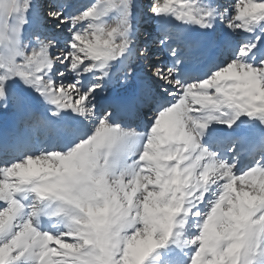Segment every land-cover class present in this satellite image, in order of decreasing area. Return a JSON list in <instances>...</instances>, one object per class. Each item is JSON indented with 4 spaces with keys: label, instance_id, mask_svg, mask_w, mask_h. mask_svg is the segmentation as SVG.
Segmentation results:
<instances>
[{
    "label": "rangeland",
    "instance_id": "obj_1",
    "mask_svg": "<svg viewBox=\"0 0 264 264\" xmlns=\"http://www.w3.org/2000/svg\"><path fill=\"white\" fill-rule=\"evenodd\" d=\"M97 1H94L93 6L97 4ZM132 1L133 0H104L102 4L106 10V14L108 15L111 13L112 16H110V19L102 26L97 25L95 20V18L102 13L101 11H97L96 5L94 7L92 6L93 8L63 7L62 9H58L61 12L65 10H68L70 13L74 12L70 17L73 18L75 24L77 21L78 23L90 21L97 25L98 29L94 31L89 29L87 31L88 36H84L83 33L86 29L84 27L79 29L78 26L72 27V31L69 34L68 23L63 25L58 22L57 15H59V13H57V11L55 12L54 7L52 9L49 8L51 16H54V19L57 21L53 24L49 22L47 25H43L42 23L40 24V21H36V18H33L31 21L26 19L28 11L32 9L36 10L39 17L42 16L45 11L44 3L48 2L47 0H0V48L1 46L3 47V52L0 53V95L1 89H3L5 84L6 86L4 88L11 87L10 83L3 80V77L5 78L6 76L12 80L13 83H16L15 87L19 90L14 89L19 93L18 96H27L29 100H32V103L35 102L40 104L41 100L39 95L41 94L44 96L46 92L53 90L51 86L53 81L51 78L54 75L64 72L68 76L70 75V83L76 86L78 77L75 75L79 74V72H74L73 68L80 64L81 61H84L82 63L86 67L88 64H91L93 59L92 54L95 55V51L102 50V47H104L109 50L104 52H111L113 55L114 53L117 54L119 50H121L122 53L125 52V46L130 44L133 38L132 35H127V28H129L131 24V21H129V19H131L130 15L136 8H140L147 4V2L145 3L147 0H134L136 1L135 3ZM226 1L229 0H218L219 3L215 4L214 2H203L200 0H161L156 6L151 4L146 9H143L140 13V19L143 17L147 19V14L150 13V10H154V13L158 16L167 12L169 8L178 12L180 11L179 5L183 4L184 9L181 11H185L188 16H193L194 14L195 18L203 21H207L210 14L211 18H217L215 28L220 29L217 30L218 32L224 30V34L228 33L232 41L239 39L238 35L240 34H238L236 28L241 24L248 23L252 25L254 20H264V0H230V5H227L228 3ZM71 4L69 3L68 5ZM48 6L50 7L53 5L49 4ZM219 6L223 8L219 9ZM110 7H113V11H110ZM211 7H217L220 10L217 17L212 13L214 10L211 9ZM144 14L146 15L144 16ZM45 15L46 14H43V16ZM151 22H153V20ZM140 23L141 25H146L144 20H141ZM84 24L85 23H83V26ZM27 25H31L34 29H37L27 30ZM152 26L151 23V27L149 28L150 31H146L143 37L150 36L149 38H151L153 35L158 37L160 31L154 33ZM42 30L46 33L37 32ZM143 32L144 29L140 27L133 34H138L140 36ZM171 32L170 30L169 33L168 31L165 33L171 35ZM65 37L69 39L66 40L64 39ZM93 37L100 38V41L96 42L97 45L94 44ZM163 37L164 36H161L158 39L160 43L163 41ZM167 40L168 43H170L171 39ZM63 42L70 43V45L67 44L66 46ZM150 44L151 47H146V45H148L147 42L141 46L138 45L137 52L139 55L132 58L131 64H135L142 60L146 69L145 75L149 78L150 82L153 84L155 83V85L157 82L160 83L163 80H168L171 84L174 83V79L171 77L165 79V71L162 69L157 70L159 65L157 63L155 65L151 61L156 55L151 53L154 49L152 46L156 44V39ZM242 47L245 46H241L240 48ZM84 48L88 50H84L80 53V50ZM239 53L243 52L239 49L237 54ZM149 62L150 65H148ZM235 62L236 65H232L231 67H227L228 62L225 63L222 68L219 69V72L213 73L212 78L210 77L211 79L209 78L210 80L208 79L203 84L206 87L213 86L215 84V77L219 74L235 78L234 80L222 81L224 85L223 88L226 86L231 87V91L227 95L235 97L239 101L238 103L241 104L243 111L248 110L252 113L257 109L264 111V76L259 73L260 70L264 73V60L260 62L261 65L258 67H249L246 64L240 63L238 59H236ZM61 65H63V67L65 66L63 68L64 70L60 67ZM161 72H163L162 75H160ZM163 76L164 79H161ZM162 86L166 87L165 85ZM226 88L223 90L225 91ZM88 90L89 87H87L84 92L81 90V97H73L68 103L65 101V98H62V101L66 103L67 106L70 102L73 104L76 101L77 103L75 102L74 109L85 114L87 118H89V115L97 116L91 109V106L94 104H91L90 97L87 96L89 93ZM16 106H19V104ZM57 106H60V103ZM12 112L13 109L10 107L1 110L0 119ZM164 113H166V111ZM92 119L93 118H91V120ZM96 120L98 121L97 123L95 122L96 127L94 128L93 125L92 128L90 127L93 130L89 132L84 143H79L71 153L65 155L53 154L51 156L41 157V160L39 158L36 161V169L33 168V166H19V162L17 165L11 166L10 170L9 168L4 170L3 174L6 176H13L16 181V187L19 188L24 181L23 179L28 174L37 172L38 169H45L47 173H40L43 174V178L48 179L44 186L38 187L39 189L34 191L35 194H41L42 192L44 195L54 194L60 197L58 196V192L62 191L66 197H69L68 193L70 194L71 192L72 198L67 200L73 201L74 204H69L77 207L76 210L79 218L76 217L77 223H74L73 228H70L71 232H63L62 235L64 236H59V234L52 237L35 233L28 223L25 224L26 228L20 226L15 227L17 224H15V226H10V220L13 219L14 221L16 219V214L14 211L5 214L8 209H0V264H34V260H40V264H51L53 260L54 262H59L58 264H164L167 250L173 248L178 251L177 254L175 253V259H180L183 256L185 257V253L187 254L189 258L184 264H264V254L262 253L264 250V238L261 235V232L264 231L262 226L264 219L261 216L257 219L255 216L258 209L257 205L259 206L261 203L264 204V181L258 180L255 183L256 185L238 184L240 187L238 197L256 205L250 213L245 214L243 210L239 209H237L238 211L230 210L228 214H231L232 218H237V220L228 224L219 222L216 231L213 230L215 232H211L205 225L199 227L198 230L197 227L202 225L201 218L205 215L206 218L212 214L211 211L207 210L203 217H193V223L187 228V231L180 233L181 227L178 225H180L181 222L179 219L175 218V212L169 209L167 204L155 202L151 195L146 197L143 196L141 194L143 191H139L140 187L137 189L136 186H129V184H123L122 186L115 185L113 183V177L111 178L112 175L108 173V168L103 169L100 175L93 174V171L99 169L102 163L89 162H104L101 160L98 161V159L95 158L99 156L98 151L103 148L107 141L110 147V142L114 140V143H112L113 145H111L112 149L115 148L119 139L122 142L125 141V143H123L124 147L118 152L120 153L119 155L127 154L130 150L132 153L138 150V144L135 141L130 143V139L125 140V136L128 138H130V136L122 134L118 130L117 135L122 134L120 137L113 136L115 139L109 138L110 140H103V136H101L99 132L106 129V125L102 127L101 122L103 119H98L97 117ZM164 125L166 126L167 124L161 122L160 125H157V130H159V128H166ZM186 127H188L186 129L190 130L188 121L186 122ZM105 133L109 134L106 131L102 134L104 135ZM115 134L114 132V135ZM100 136L102 138L101 140H103L102 144L99 142ZM168 137H173V135L169 133ZM168 137L165 142H168ZM176 138L179 139V141H183L179 136ZM187 138H190V133L187 135ZM155 141L159 142L156 136L153 137L152 143L155 144ZM90 143H95L92 153L87 157H77L79 153L90 148ZM129 144L133 146L135 151L129 147ZM149 146L150 142L147 146L148 149ZM157 153L158 152H151L150 154L147 152V154H145V152H143V157L148 159L146 162H151L149 169L152 168L154 170L160 167L158 163V167L154 166V163H156L159 158ZM207 154L208 153H205L206 157ZM22 162H24V160ZM179 162L180 161H178L177 164ZM194 165L199 167V158L195 159L193 166ZM193 166L188 170L189 173L185 175L188 181L192 176L191 170ZM204 167L207 171L214 170L219 172L220 178L223 179L222 170L214 166L210 167L209 164H205ZM225 168H227L226 165ZM199 170L200 169L195 171V176L199 177L200 173L203 174L202 172L196 174ZM214 171L210 172H213L214 175ZM169 172L170 171L167 170L162 176L163 181H167L169 178L173 177V174L168 175ZM217 172H215L216 175L214 178L218 177ZM206 175L209 177L213 176L209 172L206 173ZM139 176L141 180H144V176ZM147 178H153V176L150 175ZM124 179L127 181V177H124ZM4 180L5 179H2L1 182H5ZM217 183H219V181ZM226 183V180L221 183L220 191L221 186ZM105 184L109 186H105ZM189 184L199 186V180L195 178ZM14 185L15 184H12L11 186ZM78 186H81V188ZM42 188H44V191L41 190ZM76 188H78V190ZM73 191H77L78 193H73ZM1 193H3L2 184H0V200L7 196V194L1 195ZM163 194H165V192L161 191L157 196H163ZM223 194H226L228 199L232 197L230 192H224ZM215 196L217 197L218 194H215ZM101 198L104 199V202H101L102 204L100 203V200H102ZM175 198L177 199V197ZM169 199L175 201L173 197ZM177 201L178 207L180 208V202L182 201L179 199ZM183 206L184 204H182V207ZM141 209L148 211L151 215L149 214V216L146 217L143 215L144 210ZM219 212L220 216H222L221 221H224L226 213L223 210H218V213ZM81 214H83L82 218H80ZM2 216L5 217V220H2ZM194 219L199 220L198 223H195ZM143 222L144 225L142 224ZM173 223L176 224V227H173ZM171 224L172 227L170 226ZM182 234L186 236L181 238ZM47 238L52 248L46 245L45 239ZM165 238L167 240H165ZM181 244L189 245L192 249L187 251L183 246L181 247ZM162 246H164L163 249L157 250L158 247ZM86 247H89V249H85ZM152 248L154 249L153 252H148ZM179 254L183 255L181 256ZM156 258L160 261H154Z\"/></svg>",
    "mask_w": 264,
    "mask_h": 264
},
{
    "label": "bare ground",
    "instance_id": "obj_2",
    "mask_svg": "<svg viewBox=\"0 0 264 264\" xmlns=\"http://www.w3.org/2000/svg\"><path fill=\"white\" fill-rule=\"evenodd\" d=\"M47 1L48 2L44 3V5L46 7L44 6L45 11L43 12V14H46L45 16H43V14H42V16L39 17V15H37L36 10L32 9L31 11L27 10L28 13H27L26 19L31 21L33 18H36V21H38V22L40 21V24L42 23L43 25H47L49 22L51 24H53L54 22H57L54 19V16H51V12L49 11V8L52 9L54 6L49 7L48 5L52 4V3H50L51 0H47ZM136 1L133 0L132 2L135 3ZM146 2H147V4L145 6H142L140 8H136L132 12V14L130 15L131 19H129V21H131L130 22L131 24H130L129 28H127V35H129V36L132 35L133 38H132V42H130V44H127L128 46L127 45L125 46V49H124L125 52L122 53V51L119 50V52L117 54L114 53V55H113V53H111V52L110 53L104 52V51H109L107 48H104V47H102V50L100 49L99 51H95L96 52V53H94L95 55L92 54L93 59H92L91 64H89L87 66V68H85L83 70V72H81V74H79L77 76L78 81L76 82L77 83L76 86L78 89L76 88L75 85H72L73 83L72 84L70 83V80H71L69 78L70 75L68 76L66 73H64L62 71H61L62 73H59L58 75H54L51 78L53 81L51 84L53 90L50 92H46L45 95L43 93L44 96H42L40 94L39 96H40L41 103L40 104L35 103V105L38 106L37 110H41L43 113H47V111L51 112L52 110L55 111L57 108L58 109L60 108V109H62V111L67 112L70 115V118H72V120L74 122L80 121L81 124H84V125L87 123L85 125V130H90V131L93 130V129H91L92 127L90 128V124L93 121L92 124H94L93 126L96 127V123L98 122L96 120L97 116L89 115V118H87L85 116V114H83L80 111H76V109H74L75 104L77 103L75 100L74 101L76 103L74 102L73 104H71V102H70V104L67 106V104L62 101V98H65V101H67V103H68L69 101H71V99L73 97H79V96L81 97V92H80L81 91V85H82L81 84V82H82L81 78L84 77L83 80H85L87 77H91V82H93V84H90V89L88 90L89 93L87 92L88 93L87 96L90 97L91 104H94L93 106H91L92 107L91 109L96 114L95 110H96V107L98 106V102L100 100V98L97 97V95H96L97 94L96 90H97V87H98L100 80H101V78H100V73H102L101 68H104L106 65L111 64V61L113 59H114V63H113V65L109 66V69L113 66H116L119 62L124 64L125 59H122L120 61L117 59H119L121 56H124L123 58L127 57V61L125 62L126 68H125L124 72H125L126 77H127L126 79L130 82V84L125 80H124L123 85L122 84L120 85V83H117V84L113 83L112 85H110L106 89V91L102 95L103 96L110 95L113 91L116 92L117 88H118L117 91H119V92H123L125 94H130L129 91H131L134 88L135 83H140L144 87L143 96L140 98V103L142 101H145V103H147V104L150 103V99L152 100V98H150L149 94H150V91L153 90L154 88H156L155 93L158 92L157 93L158 96H160L161 98H165L169 102L168 104H170L172 101L174 102L173 105L169 106L165 110L166 113H164L165 111L163 112V114H158V113L156 114V113L150 112L151 114L149 113V115L145 116V119L147 120L148 129L150 128L149 130L152 132V136L146 141V147L148 146V143L150 142L149 149L151 150V152H158L157 156H159V158L157 159V162L154 163V166L158 167V164H159L160 167L158 169L155 168L154 170L152 168L149 169V167L151 166V162H147L145 165L149 166L148 172L150 173V175L153 176V178H147L150 176L149 175V176H144V180H141L139 175L142 176V173H140V171H139V168H138L139 166L136 165V163L138 161L137 160L130 161L129 157L134 156L135 154H137V152H138V155H140L142 153V151H135L134 153H132L130 150L127 152V154L125 153L123 155H119L120 153H118V152H120V150L124 147L123 143H125V141L122 142L119 139V142L117 143V145H115V148H114L115 151L112 154V158H113L112 162H110L108 164L106 162L102 163V165L99 167V169H96L95 171H93V174L100 175V174H102L103 169L108 168V173H110L112 175L111 178L113 177L112 179H114L113 183L115 185L122 186L123 184H127V185L129 184V186H136L137 189L140 187L139 191H143L141 193L143 196L146 197V196L151 195L154 198L155 202H158L160 204H167L168 208L171 209L173 212H175V218L176 219H178L181 216V225H178L179 227H181V232L187 231V228L193 223V217H199V216L204 215L205 210L208 207L210 208L214 205L213 208L211 210H209L212 212V214L205 218V220H206L205 226L207 228H209V230L211 232H215L217 224L219 222H221V223L224 222V223L228 224L234 220H237V218L236 219L232 218V215L228 214V212L230 210L231 211H235L237 209L243 210L245 214L250 213L252 211V209L256 205L254 203L247 202L243 198L238 197V195L240 193V187L238 186V184L241 183L243 185H247V184L256 185L255 183L259 180V178L258 177H247V178L243 179V178L237 177L232 182H228L227 181V177H228L227 173L229 171V168H225V165L223 163L218 162L215 159V154H212L210 152H206L204 149L201 148L202 146H200V144H199V137L197 136V133L195 131H193L192 129H190V130L186 129V128H188V127H186V122L189 120V118H191L187 114L186 110H187V108H192L193 111L194 110H200L201 108H203V106H208L209 103L216 102L218 104L225 106V109L228 110L227 115L231 119L232 124H235L236 121H240L242 119L244 120L247 117V115L249 114L248 113L249 111H243L241 104L238 103L239 101L235 97H233L232 95H230V96L227 95L230 93L231 87L227 86L226 90L224 91L223 88L219 86L220 82H222L224 80H226V81L234 80L235 78H230L229 76H226L224 74H219L215 77V84L213 86L206 87L203 83L205 81H207L208 79H205L202 83H200L198 85H191V86L183 87V86L179 85L177 83V80L175 79L176 77H175V72H174L173 66H170L168 68V67H164L163 65L159 64V62H163L166 59H167V63H168L169 57L174 55V52H172L168 55L167 50L169 49L170 45L177 44L175 39H174V41L171 40L170 43H168V40L166 41L167 42L166 44H163L162 41L160 43L158 39L161 36H164L163 34H161L159 32L161 29H164V28L167 29V27H169V29L172 31L171 32L172 34H174L175 36L180 35L181 37H183V39H186L188 33L191 32V28H193V27H191V25H193L195 28H198L201 31L210 32V28L215 29L216 19H212L211 14H210V16H208L207 21L198 20L197 18L194 17V14H193V16L192 15L188 16V14L185 11H181L184 9L183 4L179 5L180 11H178V12L175 10H171L172 8H169V9H167L168 10L167 12H165L161 16H158L154 13V10L153 11L150 10V13L147 14L148 15L147 19H144L146 17H143L142 19H140V13L143 9H146L151 4H154V6H156L157 4H159L161 2V0H147V1H145V3ZM56 8H55V12L57 11V13H59V15L56 14L58 22L62 23L63 25L68 23L69 34L72 31V27H75V26H78L79 29L81 27H84L86 29L85 32L83 33L84 36L85 35L88 36L87 31L89 29H92V31L98 29L90 21H87V22L84 21L82 23H78V21H77V23L75 24L73 18L70 17L71 15H69L68 17H65V14H67V13H65L66 11L61 12L58 10L59 8H57V10H56ZM155 8H152V9H155ZM211 9H214V8L212 7ZM101 12L102 13H100L97 17L101 16L100 19H102V21H104L105 18L102 16L104 14L103 10ZM86 13H88V12H86ZM212 13H215V12H212ZM145 15L146 14H144V16ZM87 16H90V15H87ZM170 16H172V18H170ZM149 17H150V19H149ZM216 17H217V15H216ZM181 19H186L191 24L188 25L185 21L179 22V20H181ZM141 20L142 21L144 20L146 22V25H141V23H140ZM152 20H153V22H151ZM193 22H194V24H193ZM83 23H85L84 26H83ZM151 23L153 25L152 26L153 32L154 33L156 31L159 32L158 37H156L154 35L153 36L151 35L152 36L151 38H149L150 36L148 37L147 35H146L147 37H143L145 32L148 31L149 28L151 27ZM252 25L248 24V23H244V24H241L238 28H236L238 31V34H240V35H238V37L242 39V37L245 35V33L247 31L251 30ZM140 27H142V29H144V32L140 36L138 34L134 35L133 33L136 32L137 29ZM169 32L170 31H168V33ZM64 39L67 40L69 38L65 37ZM155 39H156V44L152 46V48H154V49L151 53L156 54V55H155V57H153V59L151 61L155 65H156V63L159 65V68H157V70L162 69L165 71V75H166L165 79H168L169 77L174 79L173 80L174 83H172V84L168 80H163L160 83L157 82L156 85H155V83L154 84L151 83L149 78L145 75L146 69H145V65H143L144 63L142 60L140 62L135 63V64H131L132 58L136 55H139L137 52L138 45L141 46L145 42H147L148 45H146V47H151L150 43L152 41H154ZM93 40H94V44L97 45L96 42H99L100 38H98V37L94 38L93 37ZM217 40L221 45H224L226 42L231 43V41H232L230 39V36L228 33L224 34L222 37H217ZM63 43H65V42H63ZM67 44L70 45V43H65L66 46H67ZM232 44H233V42H232ZM216 45H218V44H216ZM156 46H157V49H156ZM55 47H56V45H55ZM84 50H88V49L84 48L83 50H80V53H82V51H84ZM83 53H85V52H83ZM43 54H45V53H43ZM89 54H86V55H89ZM62 56H65V55H62ZM243 56H244L243 53H239V54L236 53V55L233 59H230L227 61L228 62L227 67H231L232 65H236L235 60L236 59L240 60V58ZM229 57H232V56H229ZM98 59L100 60V63L98 64L97 67H94V65H93L94 61L98 60ZM133 61H134V59H133ZM82 62H84V61H81L80 64H82ZM148 65H150V62L148 63ZM259 65H261V64H259ZM80 66H82V65H79V67ZM60 67L63 69L65 66L63 67V65H61ZM219 69L220 68H218L216 70V72H219ZM67 72H68V70H67ZM162 73L163 72H161L160 75H162ZM170 73H171V76H170ZM259 73H261L264 76V73H262V70H260ZM162 78L164 79V76L161 77V79ZM161 84L165 85L166 87H163ZM145 88H148L149 91H146ZM209 90H211V92L208 94L207 91H209ZM130 96H132V92H131ZM178 98H179V100H178ZM200 102H203L204 105L200 106ZM59 103H60V106H57ZM232 103H235L236 107L239 108L240 112H238L236 109L237 115L230 108H227V107L231 106ZM53 106H57V107H53ZM172 106H175V107H172ZM182 106H185L184 110H181ZM24 111H26V108L20 109V110L16 111L14 114L17 113L16 115L19 116L20 113H22ZM18 112H20V113H18ZM256 112L261 113L264 111L257 110ZM243 116H246V117H243ZM253 116H255V115H253ZM91 118H93V119L91 120ZM208 120H212V118L205 116L204 122H206ZM161 122H165L167 124L166 126L164 125L166 128H159V130H157V125H160ZM105 123H106V121L101 122L102 127L105 126ZM263 123H264V120H263ZM151 126H152V128H151ZM212 126L213 125H210L208 127L210 128ZM198 127H199L198 131H200L201 129L205 128V125H204V123H199ZM165 130H167V135L164 134L163 136H160V133L164 132ZM104 131H112V133L109 135L110 137H113V136L114 137H116V136L120 137L122 134H126V135L130 136V138L125 136V138H126L125 140L130 139V143L134 142L132 140V131H130L129 133L125 132V133L117 135V129L116 128H113V130L112 129L110 130V128L106 127V129L100 131L99 133L102 135V133ZM169 131H172V132H169ZM114 132L116 133L115 135H114ZM188 132L190 133V138H187V135L189 134ZM169 133L172 134L173 137H168ZM22 134H24V133H22ZM22 134H19V135L14 134V136L16 139H18ZM175 134H177V135H175ZM78 135L79 134L75 133L73 135V137H76ZM109 136H107V137H109ZM154 136H156V138L159 140V142L155 141V144H157V145H154V148H153L154 143H152V139ZM178 136L181 137V139L183 141H185V143H186L185 149L184 150L181 149V151H180L181 154L178 156V159H180L181 163L185 164V167L180 168V170H178L177 167L175 169L173 167L171 169V171L176 170L174 175L176 177H179V179L173 177L171 181L163 182L162 175L164 174L165 170L167 169L166 163H167V161H170L173 158L172 159L169 158V159L165 160L166 163L163 164L162 160H164V158L161 157L162 153L157 149H159L160 146H165L167 144L165 142L167 137L170 140V145L175 146V145L179 144L178 139L176 138ZM183 141H180V142H183ZM111 145H113V144H111ZM187 151L190 152L189 156H185V153ZM205 153H208L207 157H206ZM145 154H147V152H145ZM166 154L170 155L169 153H166ZM38 155L31 156L29 158H25L24 162L21 161L22 163L20 162V164H18L19 162H17L14 165L18 164L19 166H33V168L36 169L37 168V167H35L36 161L39 158L41 160L42 159L41 157H43V156H41V154H38ZM196 158H199V167H197V165L193 166ZM141 159L145 160V162L148 160L145 157H143ZM155 161H156V157H155ZM205 164H209L210 167L214 166L215 168L222 170L223 171V173H222L223 179L220 178L219 172L214 171V170L207 171V169H205V167H204ZM14 165H12V166H14ZM200 165H201V167H200ZM192 166L194 169L192 168V170H191L192 176H191L190 180L188 181L185 178V175L187 173H189L188 170ZM198 169H200L199 172L203 173L200 175V177H201L200 180L206 186L208 191H203L200 184H199V186L189 184L192 182V178L195 174V171ZM44 170L45 169H38L37 172H34V173L32 172V173L28 174L23 179L24 181L21 184L27 183L29 177H39V176H41V173H44V174L47 173V171L46 170L44 171ZM142 170H144V169H142ZM210 171H214V175H213V172H210ZM180 172H181V174H180ZM208 172L211 173L213 176L212 175H211L212 177L207 176L206 173H208ZM215 172L218 173V177H216V178H214V176L216 175ZM4 177L6 180L4 182V184H6V187H9L11 189V185L15 184V187L13 189H16V190L18 189L16 187V181H15V178L13 176H9V175L6 176L3 174V178ZM12 177H13V179H12ZM124 177H127V181L124 179ZM173 180H176V181L172 182ZM221 180H222V182L225 180L227 181V183L225 185L221 186V191L224 190L225 188H227V189H225V191L229 190L231 192V194L233 195L232 199L227 200V197L225 195H223L222 193H220L221 192L220 191V185L222 183ZM43 181H44L43 178L37 180L36 185L33 187L32 191H34L38 185L43 184L44 183ZM177 181L181 183V189L177 187V185H178ZM218 181H219V183H217ZM213 183H215V184H213ZM115 185H113V186H115ZM105 186H109V185L105 184ZM157 186H158V188H157ZM79 188H81V186ZM171 188H174L173 192L171 191ZM76 189L78 190V188H76ZM183 190H185L187 195H189L190 197L198 192V193L202 194V198L195 206L188 207L187 209H182V210H181V207L177 209L176 201H172L169 198L177 197L176 196L177 192H181V197H182L183 196ZM161 191L165 192V194H163V196H157L159 194V192H161ZM215 192H217L216 194H218L217 197L214 194ZM3 194L8 195V190L4 187V185H3ZM60 194L66 199L72 198L71 192H70V194L68 193L69 197H66L64 192H62V191H60ZM112 194H113V192H112ZM170 194H172V196ZM46 196H49V195H41L40 198H43ZM59 199H62V198H58V200ZM101 199H102L101 201L104 202V199L103 198H101ZM5 201H7L6 198L2 199L0 202H5ZM225 204H226V206H224ZM257 207H258L259 211L264 212V204L263 203L259 204V206L257 205ZM12 209H13V206L11 205L9 210H12ZM195 209H198L197 213L194 212ZM218 209L225 211L226 214L224 216V221H221V216L218 213L216 215V211ZM141 210H144V209H141ZM192 213H195V214L193 215ZM149 214L150 213L148 211L144 210L143 215H145L147 217V216H149ZM263 219H264V216H263ZM72 221H73V218L70 220V223ZM209 223H211V224H209ZM142 224L144 225V222ZM262 226H263V230H264V223ZM213 230H215V231H213ZM135 235H137V234H135ZM261 235L264 238V231L261 232ZM47 242L50 243L48 238H47ZM263 243H264V240H263ZM153 250L154 249L152 248L148 252H153ZM262 253L264 254V250L262 251ZM144 258H145V256H144ZM169 258L174 259L175 264H177L176 263L177 261H181V258L175 259V253L174 252L170 253ZM154 261H160V260H157V258H156V259H154Z\"/></svg>",
    "mask_w": 264,
    "mask_h": 264
}]
</instances>
